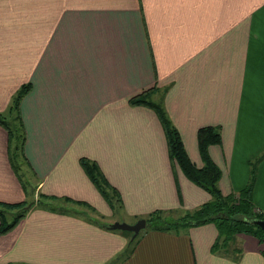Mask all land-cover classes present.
<instances>
[{"label": "crops", "instance_id": "obj_1", "mask_svg": "<svg viewBox=\"0 0 264 264\" xmlns=\"http://www.w3.org/2000/svg\"><path fill=\"white\" fill-rule=\"evenodd\" d=\"M0 39V112L30 84L19 120L34 188L29 198L0 125V203L25 208L0 211V228L13 225L0 264H264V242L222 241L213 224L133 239L108 228L210 199L169 157L155 112L128 103L155 86L190 159L199 164L198 129L216 127L220 189L241 191L252 173L264 214V0H0ZM81 158L119 197L103 199Z\"/></svg>", "mask_w": 264, "mask_h": 264}, {"label": "trees", "instance_id": "obj_2", "mask_svg": "<svg viewBox=\"0 0 264 264\" xmlns=\"http://www.w3.org/2000/svg\"><path fill=\"white\" fill-rule=\"evenodd\" d=\"M29 90L30 84H23L15 96H12L8 106V111H6L8 116H11V112L14 111V115L20 118L19 103L22 97L28 93ZM155 91H158L156 86L131 97L128 100V103L132 106H144L155 112L163 129L169 157L177 164L185 178L196 186L202 188L210 196V199L206 203L199 206L198 209L188 210L185 213L186 218L183 221L175 223L165 222V217L162 220L160 217V214L163 213L162 211L152 212L149 215V221L152 228L158 231H168L173 227L177 230L181 226L192 227L213 223L218 231L219 239L222 238V241L229 240L237 234H245L255 237L258 241L264 242V234L261 229L251 223L255 220H264V214H257L252 206V173L247 185L241 191H229L228 193H223L218 185L221 182L223 174L220 171L219 166L213 162L209 155V149L213 146L219 145L221 141L219 132L216 128L210 126L198 129L197 147L199 153V164L195 163L188 156L180 134L170 121L167 113L164 109H162L159 103L151 99ZM2 117H0V124L9 133V159L13 168L16 170L14 164L12 163L15 156L20 154L25 162L23 157L25 137L23 126L20 120H16V127L12 128L4 119L5 116L3 114ZM12 138L17 140V145L14 148L15 154L13 155L11 152ZM90 162L91 161L85 158L80 159L82 169L93 182L97 190L101 192L103 188H106L107 194L108 191H110L119 197L117 192L105 181L97 165ZM0 204L5 209L18 208L20 212L25 209L23 208V203L11 205L3 203ZM17 213L18 218L23 217V213ZM163 215L165 214L163 213ZM12 226L13 225L9 228ZM253 227L255 229H253ZM8 229L0 228V233H4Z\"/></svg>", "mask_w": 264, "mask_h": 264}, {"label": "rangeland", "instance_id": "obj_3", "mask_svg": "<svg viewBox=\"0 0 264 264\" xmlns=\"http://www.w3.org/2000/svg\"><path fill=\"white\" fill-rule=\"evenodd\" d=\"M14 39H15V41H18L19 39H20V35H18L17 36V34L15 35V37H14ZM0 41H2V47H5L6 46V44H5V40L4 39H0ZM0 49H5V48H0ZM12 52H17L18 51V49L16 48V49H13L12 48V50H11ZM19 67L20 66H17L16 68H17V72H16V74H15V76H16V80L14 79V82L16 81V82H19V81H22V79L18 76V73H19ZM23 84H26V82H24ZM23 84H21L16 90H15V92L12 94V96L14 97L15 96V94L17 93V91L21 88V86L23 85ZM152 99V98H151ZM153 100V99H152ZM11 101V100H10ZM160 103H162V102H160ZM162 106V105H161ZM8 106H7V108H6V110L2 113V112H0V117H2V114L5 116V120H6V122L8 121V123L11 125V127L12 128H15L16 127V120H19V118L18 117H16L15 115H14V111L13 112H11V116H8V114L6 113V111H8ZM3 118V117H2ZM13 120H14V122H13ZM13 124V125H12ZM1 125V124H0ZM4 128V127H3ZM214 128H216V127H214ZM5 129V128H4ZM217 129V128H216ZM6 130V129H5ZM7 131V130H6ZM218 131V130H217ZM7 137H8V146H9V133L7 132ZM221 142V141H220ZM220 144V143H219ZM16 145H17V140L15 139V138H12V145H11V152H12V155L13 154H15L14 152V148L16 147ZM9 155H10V153H9V150H8V157H9ZM16 160V161H15ZM12 163L14 164V166H15V168H16V170L21 174V182L23 181V182H25V178H26V173H24L25 172V170H24V161H23V159H22V156L20 155V154H18L17 156H15V158L12 160ZM219 169H220V171H222V169L219 167ZM250 176H251V174H250ZM26 183V182H25ZM27 184V183H26ZM219 185V184H218ZM27 187L29 188V192H28V196H29V198H32V194H31V191H33V186H31V184H27ZM99 193L102 195V197H103V199L104 200H110V198H109V194H111L112 192H110V191H108V194H107V189L106 188H103L102 190H101V192L99 191ZM35 196H36V198H37V200H36V203H38L39 202V195L38 194H35ZM40 199L41 200H43L41 197H40ZM7 205H9V204H15V203H6ZM3 206L0 204V211H4V209L2 208ZM199 208V206L198 207H196V208H194V210L195 209H198ZM10 210H7V212H9ZM17 211V209H14L12 212H16ZM188 211V210H187ZM187 211H184L183 210V212L181 211V212H178L177 213V216L176 217H174V216H171L170 218H166L165 217V222H168V223H175V222H179V221H183L185 218H186V216H185V213L187 212ZM160 217H161V219L163 220L164 219V215H163V213H161L160 214ZM140 219H145V222H146V229H148V227H151L152 228V226H151V223H150V221H149V215H147L145 218L144 217H142V218H139V219H137L136 221H138V220H140ZM7 220V219H6ZM135 221V222H136ZM123 222V221H122ZM134 222V223H135ZM208 224H213V223H208ZM128 225H131V224H128ZM179 225V224H178ZM177 225V226H178ZM214 225V224H213ZM179 226H181V225H179ZM215 226V225H214ZM109 228V227H108ZM180 228H184L183 226H181ZM253 229H255L254 227H253ZM176 230V228L175 227H173L172 229H170L169 231L170 232H174ZM118 231H120V230H118ZM123 232V231H122ZM126 234H130V236H131V238H132V234L133 233H131V232H125ZM138 238V237H137ZM136 240V239H135ZM119 263H122L121 261H119Z\"/></svg>", "mask_w": 264, "mask_h": 264}, {"label": "water", "instance_id": "obj_4", "mask_svg": "<svg viewBox=\"0 0 264 264\" xmlns=\"http://www.w3.org/2000/svg\"><path fill=\"white\" fill-rule=\"evenodd\" d=\"M251 223L258 226L264 234V220H255V221H252ZM145 226H146L145 219H140L131 225H128V224L123 223V222H113L108 227L111 230H120V231L131 232V233H133L131 239H133L134 237H136L138 235V233L141 230H143L145 228Z\"/></svg>", "mask_w": 264, "mask_h": 264}]
</instances>
